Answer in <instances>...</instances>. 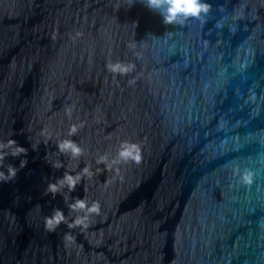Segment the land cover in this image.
I'll return each instance as SVG.
<instances>
[{"label": "water", "instance_id": "water-1", "mask_svg": "<svg viewBox=\"0 0 264 264\" xmlns=\"http://www.w3.org/2000/svg\"><path fill=\"white\" fill-rule=\"evenodd\" d=\"M208 2L164 24L144 0H0V140L27 150L4 160L0 264H264V0ZM76 198L99 203L86 228L68 227Z\"/></svg>", "mask_w": 264, "mask_h": 264}, {"label": "clouds", "instance_id": "clouds-1", "mask_svg": "<svg viewBox=\"0 0 264 264\" xmlns=\"http://www.w3.org/2000/svg\"><path fill=\"white\" fill-rule=\"evenodd\" d=\"M131 5L134 0H128ZM145 6L149 9L157 10L164 24H183L189 19L203 20L210 11L211 5L208 0H144ZM109 71L113 73L124 74L133 70L132 63L109 62L107 64ZM132 83V81H129ZM69 113L71 109L67 110ZM77 131V125H70L68 135L71 136ZM50 135V134H48ZM57 148L62 153H68L72 158H78L83 154V148L75 141L64 138L57 141ZM26 148L16 142L10 136L7 139L0 140V181L12 180L17 168L12 164H8L6 171L3 168L5 157L8 155L17 156L20 153L26 152ZM118 159L127 161L129 159L139 161L140 149L135 143H122L117 153ZM98 163L107 162V157L101 155L97 159ZM24 160L20 161V166H23ZM55 166L59 167L60 162H55ZM93 175L90 167L85 165L80 172L75 174L65 172L62 178H59L54 183H49L48 190L55 193L63 186H67L69 190L74 189L75 185L81 181L82 176ZM251 178L250 174H245L242 179L248 182ZM69 207L76 213L71 221H67L69 228H77L88 226L90 214H99L100 206L98 202L89 203L85 198H76ZM66 222V217L62 210L56 209L51 215L45 217L44 226L49 231H54L60 223ZM66 244L75 242V237L71 232L64 234Z\"/></svg>", "mask_w": 264, "mask_h": 264}]
</instances>
